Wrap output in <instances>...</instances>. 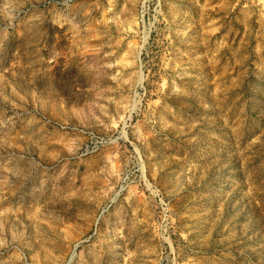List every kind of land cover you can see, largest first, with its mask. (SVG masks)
<instances>
[{
  "label": "rangeland",
  "instance_id": "374dc122",
  "mask_svg": "<svg viewBox=\"0 0 264 264\" xmlns=\"http://www.w3.org/2000/svg\"><path fill=\"white\" fill-rule=\"evenodd\" d=\"M0 264H264V0H0Z\"/></svg>",
  "mask_w": 264,
  "mask_h": 264
}]
</instances>
